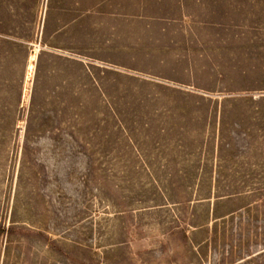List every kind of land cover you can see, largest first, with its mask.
Returning <instances> with one entry per match:
<instances>
[{
    "label": "rangeland",
    "instance_id": "rangeland-1",
    "mask_svg": "<svg viewBox=\"0 0 264 264\" xmlns=\"http://www.w3.org/2000/svg\"><path fill=\"white\" fill-rule=\"evenodd\" d=\"M0 264H264V0H0Z\"/></svg>",
    "mask_w": 264,
    "mask_h": 264
}]
</instances>
